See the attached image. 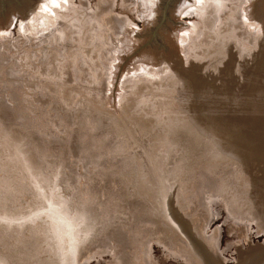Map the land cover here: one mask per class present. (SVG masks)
<instances>
[{
    "label": "water",
    "instance_id": "1",
    "mask_svg": "<svg viewBox=\"0 0 264 264\" xmlns=\"http://www.w3.org/2000/svg\"><path fill=\"white\" fill-rule=\"evenodd\" d=\"M0 264H264V0H0Z\"/></svg>",
    "mask_w": 264,
    "mask_h": 264
}]
</instances>
